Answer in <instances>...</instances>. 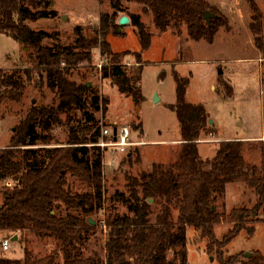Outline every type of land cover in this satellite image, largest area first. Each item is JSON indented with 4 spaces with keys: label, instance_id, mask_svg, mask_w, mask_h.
<instances>
[{
    "label": "trees",
    "instance_id": "1",
    "mask_svg": "<svg viewBox=\"0 0 264 264\" xmlns=\"http://www.w3.org/2000/svg\"><path fill=\"white\" fill-rule=\"evenodd\" d=\"M101 2L105 0H100ZM253 10L250 29L259 46L263 45L264 20L256 0H247ZM113 13L101 14L100 25L92 36L79 35L72 46L58 44L46 46L43 40L55 33L32 28L26 22L55 17L56 10L48 9L47 0H0V33L12 37L30 50L28 61L46 74L47 85L56 89L59 107L69 118L74 111H81L78 124L71 126L67 142L63 146H41L43 135L38 128L43 123L44 109L33 104L28 111L17 138L8 146L0 148V183L3 184V202L0 204V232L7 237L18 236L22 245L20 256L0 251V264H189L187 229L196 231L195 242L207 241V252L216 251L221 264H264L260 251L251 257L228 255L225 248L242 231L253 235L255 223H264V160L260 166L250 165L243 154V140L223 141L215 156L209 160V169L203 167L198 140L208 127L209 115L203 104L186 100L189 77L174 72L176 103L169 107L176 113L181 148L174 161L154 162L150 170L128 175V196L118 193L129 213H111L105 225L108 240L105 256L98 252L86 256L84 249L93 235V224L82 215L70 212L75 208H98L103 199V152L97 143L102 125L96 111H107L108 99L97 94L86 83L71 79V68L83 61H91V50L100 46L108 60L102 70L104 78H112L120 92L133 97L136 106L144 101L139 82L142 76H129L120 60L128 51L115 52L106 37L110 29L119 33L116 23L119 13L130 18L136 27L141 51L150 48L153 34L148 30L140 13L128 11L125 2L140 4L144 12L154 15V23L161 32L185 28L192 41L205 40L213 43L216 35L228 22L217 15L209 23L204 19L206 10L218 13L208 0H108ZM264 37V34H263ZM138 63L141 52L134 53ZM65 63L62 67L61 63ZM8 80L0 69V102L7 95L20 102L25 84L19 80L6 88ZM101 102L103 106L101 107ZM92 145L93 148H90ZM75 176L91 187V191L73 193L66 187L67 176ZM14 180L13 187L6 183ZM238 182L247 185L254 193L256 202L252 207L233 208L228 214L220 213L214 205L216 195L225 194L227 184ZM152 199V201H150ZM66 205L68 213L58 215L56 203ZM159 206V209H156ZM178 211L175 218L174 212ZM233 223L232 228L217 238L215 227L222 221ZM26 231L41 238H53L58 249L38 256L27 247ZM174 251L173 259L167 254Z\"/></svg>",
    "mask_w": 264,
    "mask_h": 264
},
{
    "label": "rangeland",
    "instance_id": "2",
    "mask_svg": "<svg viewBox=\"0 0 264 264\" xmlns=\"http://www.w3.org/2000/svg\"><path fill=\"white\" fill-rule=\"evenodd\" d=\"M48 9L56 10L55 17L41 18L26 23L37 30L55 33L43 40V44L56 48L58 44L72 46L79 35L92 36L100 25L101 14L113 13L108 0H47ZM227 22L220 29L213 43L205 40L192 41L186 29L181 33L169 29L163 33L154 23V15L144 12L140 4L125 2L128 11L140 13L148 30L153 34L149 49L141 51L139 34L131 24L119 28V33L111 28L106 39L115 52L128 51L120 60L129 76L138 75V59L135 52H141L143 72L139 87L144 101L135 105L133 97L119 91L112 78H104L103 70L98 66L103 61L110 66L105 56H100V46L91 50L92 60L83 61L71 68V79L77 83L86 82L102 98L108 99L107 111L95 112L101 125L112 127L127 124L131 127L133 140L145 142L128 148L124 152H103V199L98 208H75L70 210L93 221V235L87 242L86 256L98 252L105 256L108 240L106 218L111 213H129L118 193L129 194L128 175H136L150 170L154 162L174 161L181 148L180 127L176 113L169 107L176 103V82L174 72L189 77L186 100L193 104H203L209 115L208 127L212 133H205L198 140L203 167L209 169L211 160L220 144L226 140H243L242 154L250 165L260 166L264 160V42L257 44L250 29L253 10L247 0H208ZM264 20V0H256ZM212 12V11H211ZM215 13V12H214ZM119 13L116 23L119 22ZM119 24V23H118ZM264 31L261 35L263 37ZM30 50L21 43L0 33V69L4 70L10 88L19 80L25 84L20 102L5 96L0 102V148L11 144L33 104L44 109L43 123L38 128L44 141L41 146H63L68 139L71 126L82 118L81 111H74L72 118L59 107L56 89L47 85L45 72L28 61ZM64 67L65 63H61ZM35 101V102H34ZM103 103L101 102V107ZM93 148L92 145H89ZM10 180L7 187H13ZM66 187L73 193L91 191L84 181L70 174ZM3 184L0 183V204L3 202ZM256 202L253 191L245 184L232 182L227 184L225 194L216 195L214 205L220 213L228 214L233 208L252 207ZM58 215L68 213L66 205L57 202ZM159 209V206H156ZM178 211L174 212L176 218ZM233 223L222 221L215 227L217 238H222ZM253 235L242 231L225 248V255L244 256L247 252L260 251L264 254V223H255ZM27 247L38 256H44L57 250L58 244L53 238H41L26 231ZM196 231L187 229V249L189 264H221L216 251L207 252V241L195 242ZM9 238V255L20 256L22 245L7 234L0 232V251L2 240ZM174 251L167 254L173 259ZM62 264V256H60Z\"/></svg>",
    "mask_w": 264,
    "mask_h": 264
},
{
    "label": "built area",
    "instance_id": "3",
    "mask_svg": "<svg viewBox=\"0 0 264 264\" xmlns=\"http://www.w3.org/2000/svg\"><path fill=\"white\" fill-rule=\"evenodd\" d=\"M100 56H102V54H100ZM98 66L102 69L103 61H101ZM142 143L144 142L133 140L131 127L129 125L116 123L114 126L109 128L102 125L100 140L92 145L99 146L104 152L109 151L110 153H113L116 151L124 152L128 148ZM7 184H10V180ZM1 244L4 250L10 249L9 238L3 239Z\"/></svg>",
    "mask_w": 264,
    "mask_h": 264
},
{
    "label": "water",
    "instance_id": "4",
    "mask_svg": "<svg viewBox=\"0 0 264 264\" xmlns=\"http://www.w3.org/2000/svg\"><path fill=\"white\" fill-rule=\"evenodd\" d=\"M216 16H217L216 13L211 12L210 10H206V11H205V14H204V19H205V21H206L207 23H209L210 20H211L212 18L216 17ZM118 23H119V25H121V26L126 25V24H129V23H130V18H129L127 15H123V16L120 17ZM34 102H35V101H34ZM150 201H152V199H150ZM90 222L93 223L92 220H90ZM17 239H18V236H17V235H15V236L12 238V240H17ZM245 256H246V257H251V256H252V253H251V252H247V253H245Z\"/></svg>",
    "mask_w": 264,
    "mask_h": 264
},
{
    "label": "crops",
    "instance_id": "5",
    "mask_svg": "<svg viewBox=\"0 0 264 264\" xmlns=\"http://www.w3.org/2000/svg\"><path fill=\"white\" fill-rule=\"evenodd\" d=\"M124 15V14H123ZM123 15H121V16H123ZM120 16V17H121ZM120 19V18H119ZM130 24V23H129ZM166 32H168V31H166ZM166 32H163V33H166ZM137 65H138V67L140 68V65H142V63H137ZM140 71V70H139ZM142 72H143V66H142ZM139 73V72H138ZM145 143V142H144ZM2 233H4V232H2ZM6 234V233H5ZM14 237V236H13ZM12 237V238H13ZM5 239V238H4Z\"/></svg>",
    "mask_w": 264,
    "mask_h": 264
}]
</instances>
